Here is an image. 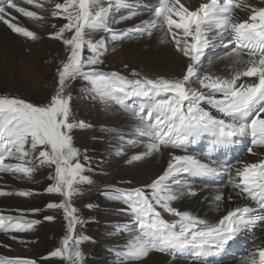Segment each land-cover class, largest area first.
Returning a JSON list of instances; mask_svg holds the SVG:
<instances>
[{"label": "snow or ice", "instance_id": "snow-or-ice-1", "mask_svg": "<svg viewBox=\"0 0 264 264\" xmlns=\"http://www.w3.org/2000/svg\"><path fill=\"white\" fill-rule=\"evenodd\" d=\"M129 21L135 23L120 27ZM0 24L30 45L58 42L62 53L52 60V90L42 101L0 94V180L43 175V194L51 197L43 208L0 207V234L27 246L35 242L29 234L57 213L66 224L46 255H0V264H85L90 237L77 229L88 221L74 199L95 183V169L74 139L92 127L75 118L77 83L82 96L117 109L127 122V131L103 129L116 156L136 148L124 163L164 161L140 185L101 192L126 216L113 226L123 238L113 248L115 264H143L152 253L171 264H221L242 238H256L264 227V0H0ZM154 37L179 58L178 72L125 75L107 62L123 41ZM40 194L0 187L3 198ZM193 200L206 214L185 207ZM0 247L11 250L2 241ZM241 264H264V242Z\"/></svg>", "mask_w": 264, "mask_h": 264}, {"label": "rangeland", "instance_id": "rangeland-1", "mask_svg": "<svg viewBox=\"0 0 264 264\" xmlns=\"http://www.w3.org/2000/svg\"><path fill=\"white\" fill-rule=\"evenodd\" d=\"M23 20L21 19L22 24L35 27L30 21L24 18ZM125 25H128V22ZM7 34H4L5 39L2 45L0 44V46H3L0 49V94H11L33 102L42 101L52 90L54 67L52 60L58 53L62 55L61 45L47 39L42 44L30 45L23 38L15 36L10 31ZM14 39L22 45L19 52L15 51L14 45H12ZM138 40L130 39L128 42H123L116 47L115 52H110L106 58L110 66L125 75H129L132 69L150 76L172 74L179 71L178 65L180 66V63L176 61L173 63L168 61V68L160 69L159 64L161 62H159V58L148 59L140 53L141 50L138 42H136ZM28 47L33 50L31 52L26 51ZM149 51L151 50H146L144 54L149 53ZM159 51L163 57L166 56L161 50ZM171 63L173 66H170ZM125 64L128 65L127 68L123 67ZM81 91L79 83L74 85L72 89L74 115L76 119L83 120L92 127L77 130L74 139L76 145L82 150L87 149L89 156L92 158V167L95 171L91 175L95 183L92 186H84L83 195L74 199L75 206L88 221L85 226L78 227L77 231L86 233L90 237V240L82 246L86 254L85 264H115L113 248L123 238L116 237L113 234V226L116 222L126 220V216L122 212V204L107 200L101 192L107 185L127 187L129 186L128 181H132L133 186L140 185L158 175L164 167V162L156 171H150L142 176H135L137 167L144 166L148 162L142 161L135 165L124 163V160L135 154L137 149L127 148L126 156H116L114 154L115 146L112 143L113 136L103 131L104 128H120L127 131V122L121 118L122 116L117 109L112 108L113 111L104 109L103 104L82 96ZM112 112L118 113L119 117L112 115ZM141 172H144V170H141ZM0 182V187L7 190L32 188L41 193L30 198L14 196L4 199L0 197V207L5 209L16 207L43 208L51 198L43 194V189L48 183L43 175H37L33 182H14L10 178H5ZM89 203L92 204L90 209L86 207ZM45 214L52 213L46 212ZM56 215L57 219L55 221L44 222L38 227L34 235L29 234L27 238L35 242L27 246L13 242L0 234V241L11 244V250L0 247V255L21 254L40 257L59 246L66 230V224L62 213ZM251 237L253 238L252 235ZM245 241H248V246L245 248L244 253H233L231 257L245 255L252 248L254 245L252 239ZM51 264H59V261L53 260Z\"/></svg>", "mask_w": 264, "mask_h": 264}, {"label": "bare ground", "instance_id": "bare-ground-1", "mask_svg": "<svg viewBox=\"0 0 264 264\" xmlns=\"http://www.w3.org/2000/svg\"><path fill=\"white\" fill-rule=\"evenodd\" d=\"M199 2H200V0H193V3H197L198 4ZM254 2H256V0H254ZM8 31L9 30H7L2 24H0V44L1 45H2L3 40L5 39V37H4L5 35L4 34H7ZM7 35H9V34H7ZM13 41H14V44H12V45H14L15 51L19 52L22 49L21 48L22 45H20L19 44L20 42L15 40V39ZM136 42H138L139 49L141 50L140 53L142 55H144L146 58H148V59H153V58H157L158 59L159 58V62H161L159 64V68L162 69V70L168 68V65H167L168 61H171L172 63L175 62V61L179 62V58L176 56V54L173 52V50L167 45L160 44L155 37L153 39H151V40H149V39H139ZM2 48H3V46H0V49H2ZM144 50L145 51L146 50H151V51H149V53L144 54L145 53ZM159 50H161L168 57H166V56L163 57L162 53H160ZM164 61H165V63H164ZM172 63H171L170 66H173ZM178 67H180V66L178 65ZM220 67H223V65L221 64ZM112 115H114L116 117H119V114L116 113V112H114V113L112 112ZM247 158L255 159L253 157H247ZM147 162L149 164L147 163V164H144V166L137 167V170L135 172V176H142V175H144L146 173H149L150 171H156L161 166V164L164 161L161 160V159H151V160H148ZM141 170H144L145 173L141 172ZM185 207L195 208L197 211L200 212L201 215L206 214V210L203 209V206L200 205V204H197L194 200L186 202ZM214 215H215V213H214ZM255 237L256 238L254 239V238L251 237V235H248V236H245L243 238V241L248 240V239H252V243H254V244H259V243L264 242V227H260V228H257L255 230ZM245 255L235 256V257H228V259L223 260L221 262V264H241V261L243 260ZM143 264H171V260H170L169 257L165 256L164 254L152 253V254L149 255V257L144 259ZM177 264H188V262L186 260H179V261H177Z\"/></svg>", "mask_w": 264, "mask_h": 264}]
</instances>
